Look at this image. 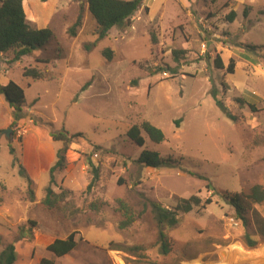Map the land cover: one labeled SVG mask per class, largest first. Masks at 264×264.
<instances>
[{
  "label": "rangeland",
  "instance_id": "rangeland-1",
  "mask_svg": "<svg viewBox=\"0 0 264 264\" xmlns=\"http://www.w3.org/2000/svg\"><path fill=\"white\" fill-rule=\"evenodd\" d=\"M23 6L28 24L50 28L54 39L19 62L14 51L0 54V84L17 83L26 100L24 118L16 121L0 95V253L15 243V264L43 258L55 264H264L258 226L264 202L246 203L245 226L227 200L244 198L257 185L264 189V0H143L130 27L113 28L102 41L87 0H24ZM79 18L73 37L69 30ZM105 49L113 51L111 61ZM217 56L224 69L215 67ZM231 59L234 74L226 70ZM31 68L44 79L24 78ZM214 91L236 122L217 106ZM239 98L262 110L240 107ZM143 121L161 129L165 141L154 144L144 133L143 147L131 141L130 128ZM63 130L83 136L69 144L66 167L55 174L53 191L66 193L65 201L48 209L42 201L49 172L64 147L50 133ZM143 150L177 163L144 167L137 162ZM95 169L99 181L87 192ZM192 196L212 204L179 214V223L166 230L171 253L164 256L150 203L173 210L178 199ZM121 201L136 217L125 229ZM74 232L79 244L70 255L47 252ZM245 235L257 245L248 246Z\"/></svg>",
  "mask_w": 264,
  "mask_h": 264
},
{
  "label": "trees",
  "instance_id": "trees-1",
  "mask_svg": "<svg viewBox=\"0 0 264 264\" xmlns=\"http://www.w3.org/2000/svg\"><path fill=\"white\" fill-rule=\"evenodd\" d=\"M24 0H0V54H5L9 51H14V62H19L23 57L30 55L33 51L43 49L54 39V33L50 28L35 29L32 28L27 21L26 13L23 6ZM46 2L47 0H41ZM143 0H87L89 13L97 23V41H102L108 37L109 32L113 28L125 30L130 27L131 22L135 14L140 9ZM250 8L244 10V17H248ZM237 13L232 11L228 15V21L233 23L236 19ZM81 26V18L70 28L69 34L73 37L76 36L77 29ZM95 44L88 45L87 49L91 50L95 47ZM249 50L255 51L256 47H248ZM113 51L111 49H105L103 56L107 60L113 59ZM214 65L217 69H224V63L221 57L217 56L214 60ZM235 60L231 59L226 70L229 74H234ZM170 71V69H167ZM23 77L28 80L40 81L44 79V74L36 69H25ZM135 83V82H134ZM0 95L4 96L6 102L10 108L13 109L16 117V121L24 118L23 109L26 104L25 91L17 83L10 81L7 85L0 84ZM216 104L228 119L232 122H236L237 117L231 114L229 109L218 99L216 91L213 92ZM236 102L240 107L247 106L252 113H258L262 109L256 105L246 102L244 99H237ZM180 121H175V125L178 127ZM144 133L148 139L154 144H161L165 141L164 132L152 125L150 122L143 121L140 125H134L128 132V138L133 141L138 147L145 145V139L142 136ZM54 142H61L64 147L61 148L56 156V162L50 169V181L49 186L46 189L45 198L42 204L48 209L56 208L60 203L65 201L66 193L56 194L53 191L52 186L55 185V174L58 171H62L66 167V153L68 146L74 139L82 137V134L71 135L69 132L63 130L61 132L50 133ZM10 153L14 157L13 165H16L19 161L15 158V150L10 148ZM144 167L152 169H160L165 166H172L177 163L176 160L169 158H163L155 151L143 150L138 161ZM20 174L27 180L29 186H32L33 181L29 177L26 169L19 165ZM192 176H196L199 179L206 180L202 175L190 173ZM99 181V173L97 169L94 170L93 179L87 188V192H90L92 188ZM208 189L214 191V188L208 184ZM33 200V197L31 198ZM229 204L235 209L237 220H241L245 226L248 225V221L245 218L247 212L246 203L251 201L252 203L260 204L264 202V189L257 185L254 186L250 193L242 198V195H234L229 197ZM212 204L211 199H207L203 202L198 196H192L189 199L180 198L177 200V204L173 210H168L159 203L151 202V212L158 224L159 228V247L162 255L167 256L171 253V241L167 235L166 230L174 228L179 223V214L190 213L194 208L209 206ZM120 209L124 214L125 220L121 224V229H125L130 226L136 219L132 210L124 203H119ZM147 209L145 205L144 210ZM259 234L264 236V221H258ZM29 233L32 235V230L29 229ZM25 234V231H24ZM24 234H20L23 236ZM77 233L70 234L65 239H56L50 244L46 250L57 258H62L70 255L78 247V241L76 240ZM20 240V237L16 239ZM245 242L250 247L257 245L256 241H253L249 235H245ZM18 259V253L15 243L7 245L0 253V264H15ZM39 264H55L50 258H43Z\"/></svg>",
  "mask_w": 264,
  "mask_h": 264
},
{
  "label": "water",
  "instance_id": "water-1",
  "mask_svg": "<svg viewBox=\"0 0 264 264\" xmlns=\"http://www.w3.org/2000/svg\"><path fill=\"white\" fill-rule=\"evenodd\" d=\"M10 132H11L10 130L6 132L7 137L9 136Z\"/></svg>",
  "mask_w": 264,
  "mask_h": 264
},
{
  "label": "crops",
  "instance_id": "crops-1",
  "mask_svg": "<svg viewBox=\"0 0 264 264\" xmlns=\"http://www.w3.org/2000/svg\"><path fill=\"white\" fill-rule=\"evenodd\" d=\"M9 82H10V81H9ZM7 84H8V82H7ZM7 84H4V85H7ZM14 123H15V121H14ZM8 137H9V136H8ZM50 244H52V243H50ZM50 244H49V245H50ZM49 245H48V246H49ZM48 246H47V247H48Z\"/></svg>",
  "mask_w": 264,
  "mask_h": 264
}]
</instances>
